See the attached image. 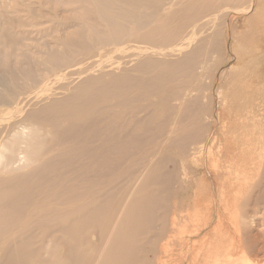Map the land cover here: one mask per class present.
<instances>
[{"label":"bare ground","instance_id":"bare-ground-1","mask_svg":"<svg viewBox=\"0 0 264 264\" xmlns=\"http://www.w3.org/2000/svg\"><path fill=\"white\" fill-rule=\"evenodd\" d=\"M121 1L91 18L9 0L52 40L48 76L9 70L0 96V264L34 262L24 235L39 228L79 264H264V0H126L130 25Z\"/></svg>","mask_w":264,"mask_h":264},{"label":"rangeland","instance_id":"rangeland-1","mask_svg":"<svg viewBox=\"0 0 264 264\" xmlns=\"http://www.w3.org/2000/svg\"><path fill=\"white\" fill-rule=\"evenodd\" d=\"M5 2L1 3L0 2V96L4 97L6 94L8 95L7 88L10 85V77L8 72L10 71H15L19 73V77L16 78L17 81L21 82L24 84L27 81V75L26 72L28 70L36 74L37 76L40 77L41 80H44L48 76V72H44L42 68L44 66L42 63L40 64V61L43 59H47V61L50 58H47L46 53H47V48L42 47L43 45H46L47 39H51V37H48L47 39L42 38L41 36L37 35V32H28L26 28L22 27L20 25V22L17 20L18 15L11 13V7L9 0H4ZM12 2H16L18 4V7L20 6L21 8H25L27 3H30V5L36 8L38 7V1L39 0H11ZM64 6L68 9L73 8L76 5H80L82 9L90 10L92 13L91 18H95L100 16L98 12H96V8L100 6L99 4L102 2H114V0H80V4L76 2L75 4L72 3L70 0H64ZM234 2V0L232 1ZM99 3V4H97ZM236 3V2H235ZM233 4L235 8H239L241 4ZM73 4V5H72ZM126 0H122L119 4H115L116 7H120L121 14L120 17L118 18L119 22L124 24V25H130L128 23V14L125 12L122 15V11L124 7L126 6ZM225 8L222 9V13L225 12ZM137 9H141V6H138ZM35 14H43L37 8L35 10ZM20 17H25L27 14L25 13H19ZM227 16V15H226ZM225 14L223 18L225 19ZM14 19V22L11 23V20ZM246 19L242 15H237L233 17L232 24L235 27L234 30L235 32L243 28V21ZM79 20V19H76ZM74 20V21H76ZM43 19L37 18L35 23L42 22ZM240 21V22H238ZM108 22L105 18L101 19L100 21L96 20L94 21L93 19L89 20H82V23H85L88 27H93V25H98L101 29L102 28H108ZM223 23V20H219L218 24ZM216 25V26H217ZM212 26V25H211ZM43 27V26H41ZM40 27H37V30ZM44 28V27H43ZM210 28V27H209ZM223 27L219 26V29ZM92 30H88L87 33L88 35H92L93 32ZM220 33L222 35H220ZM226 34L219 32V35L216 36V43H217V54L218 57L216 59V66L219 68L223 66H230L233 62H235V58H231V53H229L228 46H227V36ZM49 40V41H51ZM62 49L61 47H58ZM227 50V51H226ZM73 57L75 56L72 54ZM231 55V56H230ZM79 56V55H77ZM225 63V64H224ZM229 64V65H228ZM215 67V68H217ZM226 67V68H227ZM229 68V67H228ZM20 71L23 72V74H20ZM3 83L8 84V85H3ZM211 86H213L211 84ZM208 89V88H207ZM209 91H212V87L209 86ZM2 107V106H1ZM40 145V143L38 142ZM136 158V155L131 156L127 162L128 164L131 163V161ZM36 165V163L33 162H23L21 160L18 161L17 166L15 167L16 172H22L25 170H28L30 168H33ZM7 171H0V173H6ZM174 172L176 173L175 170V165H174ZM153 188L156 190L158 189L157 184L153 185ZM120 191V190H119ZM119 192H117L118 194ZM121 194V193H120ZM114 200V199H113ZM112 205V204H111ZM158 205L156 206L157 209ZM113 208V207H112ZM60 232H56L54 235L59 234ZM95 233L93 237V241L97 240V236L95 238ZM28 237L29 244L27 245L31 250L36 251L34 254L36 256L35 261L31 262L29 264H35L36 261H39L40 264H79V259L75 258L74 256H68L67 258L62 257L61 259L58 258L57 254L60 252V249H62L63 245L59 244L60 239L58 240H52L50 234L47 233L45 229H37L34 233L30 231L28 234L26 233L24 235V238ZM75 246H80L83 250H85L87 253L88 249L91 247V243L86 242L85 240L83 241H78ZM149 246V245H148ZM53 252V253H52ZM31 253V252H30ZM2 259L4 257L1 255ZM64 258V259H63ZM138 263V262H137Z\"/></svg>","mask_w":264,"mask_h":264}]
</instances>
